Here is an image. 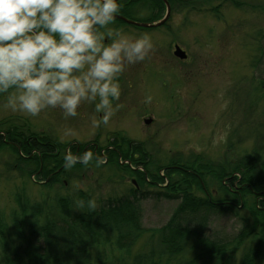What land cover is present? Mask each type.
<instances>
[{
    "label": "rangeland",
    "instance_id": "374dc122",
    "mask_svg": "<svg viewBox=\"0 0 264 264\" xmlns=\"http://www.w3.org/2000/svg\"><path fill=\"white\" fill-rule=\"evenodd\" d=\"M144 1H133L124 8L125 14L117 15L151 24L165 17L167 4L171 13L167 22L153 28L115 17L113 25L129 34H150L153 51L143 62L128 66L121 75V96L115 102L119 108L107 126H93L96 114L87 103L80 107L77 117L69 118H64L59 109H47L37 117L0 109V129L6 133V120L17 119L16 125L24 127L26 118L34 135H50L74 155L91 152L104 159L100 167L95 166V161L87 166L77 163L67 170L63 164L58 168L54 164L49 171L52 176L59 174L62 181L48 187L41 176L33 179L23 172L24 165L32 162L27 158L24 160L27 162H19L10 145H0V246L13 243L14 230L19 227L14 216L18 215L23 224L34 205L42 210L39 214L42 223L46 220L62 223L64 214L59 199L67 198L71 213L76 214L83 211L75 209L77 199H94L98 209L109 200L128 197L133 187L140 188L137 180L141 187L150 186L149 178L143 179L145 167L140 162L147 154L156 163L154 169L172 158L185 160L198 156L202 161L215 163L250 157L256 169L264 171V0H174L172 7L169 0ZM138 2L141 5H136ZM177 47L185 52V57L176 54ZM147 95L152 97L150 104L143 102ZM66 129H71L73 135L65 136ZM117 138L122 141L119 156L107 149L117 146ZM95 144L99 149H95ZM161 172L162 178L157 179H170L164 170ZM201 172L197 177L203 181ZM204 174L210 181L208 189L215 202H221L223 193L217 181L209 173ZM233 177L225 178L224 182ZM193 192L205 196L202 186ZM257 196L256 201L262 200L263 195ZM21 197L25 203H21ZM180 199L153 194L139 199L141 229L149 231L169 223L178 212ZM235 200L236 205L240 203L238 212H210L207 234L234 242L244 236L241 244L237 243L238 248L231 247L229 252L239 263L244 250L261 243L253 233L264 226V216L254 210L255 200L249 197V192H241ZM181 216L191 225L198 217ZM151 235L143 232L133 252L151 243L155 239ZM102 254L106 264H117L121 257L117 249L104 250ZM259 261L264 264V252Z\"/></svg>",
    "mask_w": 264,
    "mask_h": 264
},
{
    "label": "trees",
    "instance_id": "16d2710c",
    "mask_svg": "<svg viewBox=\"0 0 264 264\" xmlns=\"http://www.w3.org/2000/svg\"><path fill=\"white\" fill-rule=\"evenodd\" d=\"M133 1L136 2L120 0L119 13L125 14L127 10L124 8H127V5L130 7ZM169 1L172 5L174 0ZM140 3L136 5L139 6ZM23 121L24 127L16 125L17 119L14 118L5 121L8 126L7 136L11 142H5L2 136L0 145H10L19 162H27L24 161L26 158L32 162L26 163L24 167L20 166L23 167V172L33 179L41 176L47 181L44 186L52 187L62 180L59 174L52 176L49 170L54 164L55 168L63 164L60 153L64 154L66 149L50 135H34L30 130V123L27 124L28 121L25 119ZM15 143L21 148L13 145ZM117 153L119 156L120 152ZM93 156L96 157L95 154ZM142 157L144 161L140 162L144 163L145 167L142 176L145 180L149 178L150 186L141 187L137 180V186L143 190L133 187L128 197L109 200L98 209L91 211L85 209L76 214L71 213V205L67 198L59 199L58 204L64 214L61 218L62 223L50 220L42 223L39 215L42 210L35 205L28 210L31 216L25 218L23 224L22 220H19L20 217L15 215V224L19 227L14 230L13 243L6 242L0 246V264H106L102 252L108 249H117L121 252L117 264H261L259 260L264 252V226L258 233H253V237H258L261 243L258 245L257 242L256 248L253 246L244 250L239 263H236L234 256L229 252L231 247L238 248L237 243L241 244L244 236H240L234 242L211 238L207 234L210 212H238L240 203L238 206L235 204V197H240L241 192H249V197L255 200L254 210L262 212L264 216V171L259 172L256 169L252 158L215 163L202 161L198 156L185 160L176 157L170 159L166 165L154 169L156 163L151 156L148 157L147 154ZM114 162L117 163L118 159ZM125 166L131 171L130 166ZM162 170L170 179L165 180L164 177V180L157 179L162 178ZM199 170L202 171L203 181L198 180ZM204 171L217 181L219 191L223 193L221 202H215L216 198L209 192L210 181L205 179ZM231 175L234 177L224 182V179ZM47 177H50V180H47ZM192 177L197 180H192ZM201 186L205 193L204 197L196 196L193 192ZM152 194L165 199L181 197V205L169 223L161 228L145 231L140 227L141 212L137 201ZM257 195H263L262 200L259 198L256 201ZM19 199L21 203H25L22 197ZM203 212L206 215H203ZM187 214L198 215L192 225L181 219V215ZM143 232L151 233V237L155 239L151 243H146L143 249L133 252Z\"/></svg>",
    "mask_w": 264,
    "mask_h": 264
},
{
    "label": "clouds",
    "instance_id": "9594fccd",
    "mask_svg": "<svg viewBox=\"0 0 264 264\" xmlns=\"http://www.w3.org/2000/svg\"><path fill=\"white\" fill-rule=\"evenodd\" d=\"M120 8V0H0V109L25 117L59 109L69 118L87 103L93 126H107L119 108L121 75L153 51L150 34L113 25ZM62 159L66 170L104 163L91 152L69 150ZM74 204L78 211L96 208L94 199Z\"/></svg>",
    "mask_w": 264,
    "mask_h": 264
},
{
    "label": "water",
    "instance_id": "95a60500",
    "mask_svg": "<svg viewBox=\"0 0 264 264\" xmlns=\"http://www.w3.org/2000/svg\"><path fill=\"white\" fill-rule=\"evenodd\" d=\"M170 13H171L170 5L167 4V13H166L165 17L162 20H160L159 22H157V23H151V24L150 23H139V22H136V21H134L132 19H129V18H127L125 16H122V15H116V17L122 19L123 21H125V22H127L129 24L141 25V26H145V27H156V26H158V25L163 24L164 22H166V20L170 16ZM177 48L178 49L176 51V54H180L182 57H185L186 56L185 52L183 50H181L180 47H177ZM150 121L151 120H147L146 122H150Z\"/></svg>",
    "mask_w": 264,
    "mask_h": 264
},
{
    "label": "flooded vegetation",
    "instance_id": "af4514ba",
    "mask_svg": "<svg viewBox=\"0 0 264 264\" xmlns=\"http://www.w3.org/2000/svg\"><path fill=\"white\" fill-rule=\"evenodd\" d=\"M171 7H172V5H171ZM167 22V21H166ZM4 137V141L5 142H7V143H9L10 141L8 140V136H7V133L6 132H4V131H2L1 129H0V138L1 137ZM119 138H117V140H118ZM122 143V141L119 139L118 141H117V146H108L107 147V149H109V151H111V150H114V151H116V152H121V147H122V145H121V143ZM124 146V145H123ZM94 147H95V149L96 148H98L99 149V146L97 145V144H95L94 145ZM130 147V145L128 144V148ZM86 149V148H85ZM84 153V152H83ZM75 154H76V152H75ZM181 168H183V167H181ZM184 170H186V169H184ZM47 180H50V177H47Z\"/></svg>",
    "mask_w": 264,
    "mask_h": 264
}]
</instances>
